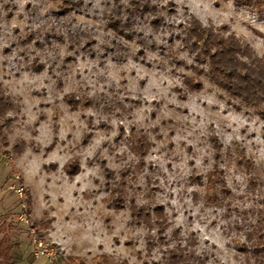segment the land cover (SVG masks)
Wrapping results in <instances>:
<instances>
[{
	"label": "rangeland",
	"instance_id": "rangeland-1",
	"mask_svg": "<svg viewBox=\"0 0 264 264\" xmlns=\"http://www.w3.org/2000/svg\"><path fill=\"white\" fill-rule=\"evenodd\" d=\"M193 17L264 64V0H0L9 264H264V103Z\"/></svg>",
	"mask_w": 264,
	"mask_h": 264
},
{
	"label": "trees",
	"instance_id": "trees-1",
	"mask_svg": "<svg viewBox=\"0 0 264 264\" xmlns=\"http://www.w3.org/2000/svg\"><path fill=\"white\" fill-rule=\"evenodd\" d=\"M189 35L194 39V44L203 49V53L215 58L216 66L224 76L219 82L232 90H240V94L255 106L264 103V64L258 58L251 59V63H246L238 57L241 50L239 41L235 38L220 37L213 34L211 29L203 27L194 17L188 27ZM214 47V51H212ZM245 52V51H244ZM248 54V53H247ZM14 106L10 97L6 96L0 89V119H2ZM263 110V109H262ZM4 236L0 239V264L11 262V237L6 228L1 226ZM256 246L255 249H258ZM197 264H205L198 262Z\"/></svg>",
	"mask_w": 264,
	"mask_h": 264
},
{
	"label": "built area",
	"instance_id": "built-area-1",
	"mask_svg": "<svg viewBox=\"0 0 264 264\" xmlns=\"http://www.w3.org/2000/svg\"><path fill=\"white\" fill-rule=\"evenodd\" d=\"M40 245L42 246V243H40ZM42 254H46V255H50L51 254V250L48 249L47 247L43 246L42 250H41Z\"/></svg>",
	"mask_w": 264,
	"mask_h": 264
}]
</instances>
